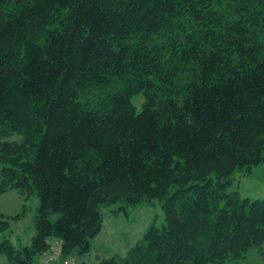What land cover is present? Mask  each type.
I'll list each match as a JSON object with an SVG mask.
<instances>
[{
	"label": "trees",
	"instance_id": "obj_1",
	"mask_svg": "<svg viewBox=\"0 0 264 264\" xmlns=\"http://www.w3.org/2000/svg\"><path fill=\"white\" fill-rule=\"evenodd\" d=\"M263 161L264 0H0V191L38 197L9 264L264 259V195L228 189ZM153 199L161 225L89 257L103 205Z\"/></svg>",
	"mask_w": 264,
	"mask_h": 264
},
{
	"label": "rangeland",
	"instance_id": "obj_2",
	"mask_svg": "<svg viewBox=\"0 0 264 264\" xmlns=\"http://www.w3.org/2000/svg\"><path fill=\"white\" fill-rule=\"evenodd\" d=\"M142 99L141 93L132 97L137 110L140 109ZM228 189L237 190L240 196L250 198L263 196L264 161L250 171L237 169L232 175ZM37 206L38 197L33 194L26 197V192L22 189L10 187L0 191V218H7L10 223L8 229L0 231V240L8 237L16 245L28 243L35 232L34 216ZM101 215L100 229L91 237L88 251L89 257L93 259L96 255L123 256L129 246L143 235L149 224L161 225L165 221L163 209L157 199L143 200L125 209L119 208L117 204L103 205ZM52 217H56V214ZM0 264H9L1 253ZM223 264H264V259L255 247H250L244 257L227 260Z\"/></svg>",
	"mask_w": 264,
	"mask_h": 264
},
{
	"label": "built area",
	"instance_id": "obj_3",
	"mask_svg": "<svg viewBox=\"0 0 264 264\" xmlns=\"http://www.w3.org/2000/svg\"><path fill=\"white\" fill-rule=\"evenodd\" d=\"M59 246L56 245L53 247V252L51 253H45V262L50 263L52 260H54L58 253H59ZM75 263V258L74 257H66L63 259V264H74Z\"/></svg>",
	"mask_w": 264,
	"mask_h": 264
}]
</instances>
